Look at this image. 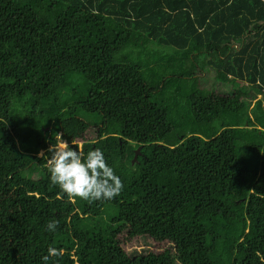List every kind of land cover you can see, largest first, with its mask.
<instances>
[{"label": "trees", "instance_id": "obj_1", "mask_svg": "<svg viewBox=\"0 0 264 264\" xmlns=\"http://www.w3.org/2000/svg\"><path fill=\"white\" fill-rule=\"evenodd\" d=\"M58 134L100 148L121 194L53 186ZM121 236L168 246L132 257ZM49 247V264H264V0H0V264Z\"/></svg>", "mask_w": 264, "mask_h": 264}, {"label": "clouds", "instance_id": "obj_2", "mask_svg": "<svg viewBox=\"0 0 264 264\" xmlns=\"http://www.w3.org/2000/svg\"><path fill=\"white\" fill-rule=\"evenodd\" d=\"M55 148H49L51 152L47 160L49 180L53 186L60 189V192L69 200L79 198L85 202L112 201L118 197L124 184L114 168L109 164L104 152L95 148L85 155L77 150L67 140L62 139ZM43 156L44 153H40ZM58 224L50 221L46 231L55 233ZM61 252L53 247L48 248V254L43 256V264H49L50 258L59 257ZM55 264V261H52Z\"/></svg>", "mask_w": 264, "mask_h": 264}, {"label": "rangeland", "instance_id": "obj_3", "mask_svg": "<svg viewBox=\"0 0 264 264\" xmlns=\"http://www.w3.org/2000/svg\"><path fill=\"white\" fill-rule=\"evenodd\" d=\"M211 73L208 72L207 75L202 74V77L206 79V81H202L203 85L206 88H209L211 85V77L209 76ZM96 136V130L94 127L89 128L86 133L84 134V139H94ZM82 143L81 140L78 141V145ZM42 153V152H40ZM121 247L130 255L136 256L137 254H144L150 251L160 252L165 247L168 246L167 242H158L148 236H139L130 240H124V237L121 236L120 238Z\"/></svg>", "mask_w": 264, "mask_h": 264}, {"label": "water", "instance_id": "obj_4", "mask_svg": "<svg viewBox=\"0 0 264 264\" xmlns=\"http://www.w3.org/2000/svg\"><path fill=\"white\" fill-rule=\"evenodd\" d=\"M139 151H140V148L138 147V148L135 150L134 157H133V161L136 160L137 155L139 154Z\"/></svg>", "mask_w": 264, "mask_h": 264}]
</instances>
